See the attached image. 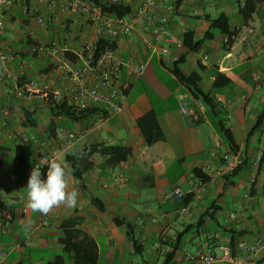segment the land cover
Instances as JSON below:
<instances>
[{"label": "crops", "instance_id": "crops-1", "mask_svg": "<svg viewBox=\"0 0 264 264\" xmlns=\"http://www.w3.org/2000/svg\"><path fill=\"white\" fill-rule=\"evenodd\" d=\"M178 1L180 5L170 15L167 27L175 41L161 42L169 53L146 50L142 44L145 33L137 32L118 40L116 52L124 63L132 60L136 65H145L140 77L129 75L127 65L122 67L118 79L122 91L120 110L114 112L101 104L97 106L98 113L80 121L60 119L55 138L48 132L50 108L46 101L35 93L18 99L14 86L26 82H51L55 88L67 85V81L59 78L57 65L51 63L56 57L43 55L33 60L17 57L12 62L13 79L0 85V108L9 110L8 124L0 133L1 141L14 133L25 140H34L37 146L31 156L33 165L39 161L40 153L51 154L59 145L66 144V151L55 160L69 172L70 188L76 187L79 197L74 208L60 206L47 216L32 212L26 207V188L33 165L25 175H15L16 161L1 154L2 191L6 193V205L14 207V217L0 229V264H49L64 256L61 225L68 221L75 222L84 235L96 242L97 264H164L172 253L170 264H198L184 259V254L207 246L218 257L215 264H231L220 259L222 248L229 245L230 231L241 235L238 243L246 246L243 249L238 245L236 249L234 256L241 259L240 264H264V3L245 22L239 15V7L245 0H171V3L175 6ZM17 2L5 13L7 32L2 42L7 49L12 45L15 51L27 54L26 44L21 46L15 25L10 21L19 9ZM33 4L36 15L48 17L46 27L57 29L55 24L61 20L67 23L62 26L59 39L70 25L74 34L78 29L81 33L83 41L78 43L83 44L91 37L85 18L67 13L60 6L50 11L48 1L35 0ZM221 15L229 19V32L233 35L228 50L225 47L228 37L211 30L205 20ZM26 22L24 16L25 31L27 36L36 38L34 41L46 44L57 41L51 29L44 27L47 33L34 31ZM187 33H191L193 45L202 41L198 52L179 46ZM77 36L72 35V39ZM8 52L13 53L10 49ZM23 62L27 63L24 67ZM174 66L185 77L197 75L200 89L214 100L215 109L204 105L199 110V121L179 112L180 101L193 108L197 100L172 74ZM216 72L225 75L230 85L219 79L221 86L214 88ZM24 111L35 112L40 120L36 130L22 128ZM149 113L156 114L162 134V139L151 146L137 126L138 119ZM99 115L106 120L95 127L94 120ZM260 118L259 129L250 136ZM220 125L232 134L243 168L228 178L202 182L195 171L203 173L205 166L216 168L221 164L220 159L212 157L214 151L230 152ZM71 133H76V138L69 142ZM92 146L125 147L130 149L131 156L125 165L110 167L104 157L96 154L90 159L92 168L77 179L67 157H78ZM260 153L262 160L253 183L251 177ZM200 184L206 190L194 193ZM174 188L183 190L186 198L167 200V192ZM231 214L236 216L235 220L229 218ZM65 259L66 264H73L69 256Z\"/></svg>", "mask_w": 264, "mask_h": 264}, {"label": "built area", "instance_id": "built-area-1", "mask_svg": "<svg viewBox=\"0 0 264 264\" xmlns=\"http://www.w3.org/2000/svg\"><path fill=\"white\" fill-rule=\"evenodd\" d=\"M15 0H0V85H3L13 79L11 64L15 60L12 52L4 49L2 39L7 32V23L5 13L12 6ZM40 3L48 1V9L55 10L58 6L63 11L72 15H77L86 19L87 26H90L91 37L83 43L80 51H73L76 60L71 61L63 54V50L58 47L57 42L49 44L38 43L37 45H29L25 52L30 55H55L57 73L59 78L67 81V85L60 88H55L51 82H26L16 84L14 86V94L18 99H25L27 94L35 93L41 100H46L49 95L52 96L53 102L65 100L70 106L80 110H87L101 104L108 105L109 109L116 112L120 110L119 101L122 97V91L118 84L119 75L124 65H127L129 75L140 77L145 71V65L142 63L136 65L132 60L124 63L118 56L116 50H107L98 58L95 57V45L100 40L118 41L124 37H129L134 33H145V38L142 44L146 50L154 53L163 52L169 53L168 49L161 47L162 41L174 42L172 36L168 34L167 27L169 17L175 12L176 7L171 3V0H36ZM100 4H122L131 8L130 13L124 17L115 18L109 14L102 12ZM24 7V12H26ZM35 24L41 28L46 27L48 17L38 13L34 18ZM68 33L66 38H71ZM81 36V33L78 34ZM32 39H36L33 35ZM75 38V37H74ZM228 38L225 39V43ZM182 46V43L179 44ZM56 54H58L56 56ZM206 59V57H205ZM22 67L27 63H21ZM179 112L187 118L199 121V110L204 107L201 100H197L193 108H187L183 101L178 103ZM9 110L8 108H0V133L8 124ZM106 120L105 116L99 115L94 120V126L101 125ZM76 138V133L69 134V142ZM0 138V145H1ZM218 147V146H217ZM67 149L66 144L58 146V150L51 154L40 153L39 161L33 165L41 167V172L44 167H47L49 162L60 153H64ZM213 158H218L221 164L216 168L209 165L203 168V173L212 180L225 179L232 175L239 167L242 166L243 160L239 154L227 152L220 154L218 150L212 154ZM262 160L260 153L256 159L254 173L251 180L255 183L259 169V163ZM29 178V177H28ZM28 181V179H27ZM4 177L1 173L0 166V205L7 204L6 193L2 191ZM206 189L203 184L195 188L194 193H202ZM186 194L180 188L171 189L166 194L167 200H183ZM8 206V205H7ZM24 212V211H23ZM22 213V212H21ZM235 220L236 216L231 214L229 217ZM2 225L0 224V229ZM245 249V244L239 245ZM184 259L196 261L198 264H215L218 260L217 255L210 246L196 250L194 253H185ZM231 264H240L241 259L233 256L229 245L222 248L221 258Z\"/></svg>", "mask_w": 264, "mask_h": 264}, {"label": "trees", "instance_id": "trees-1", "mask_svg": "<svg viewBox=\"0 0 264 264\" xmlns=\"http://www.w3.org/2000/svg\"><path fill=\"white\" fill-rule=\"evenodd\" d=\"M264 3V0H245L243 6L239 7V15L242 19L247 22L249 21L253 14L256 12L258 5ZM180 2L178 1L175 4L176 9H178ZM102 12L105 14H109L112 17L120 18L128 15L130 13L131 8L129 6H124L122 4H100L99 5ZM26 12H23V15H29L33 12L30 6V0L25 1ZM36 13H33L35 16ZM206 21L210 23L211 30L216 32L225 34L228 37V42L225 43V47L230 48L233 44L232 37L233 35L229 32V19L225 15H221L217 18H205ZM28 22H26L27 24ZM69 32V27H67L64 31V36L60 38L59 46L63 50V54L69 58L71 61H75L77 58L73 51H80L83 47V41L81 36H77L74 40L71 38H66ZM71 34V33H70ZM69 34V35H70ZM191 33H187L184 35V39L182 42V46L191 52H198L202 46V41L195 43L190 41ZM118 41H105L100 40L95 45V57L98 58L101 54L106 52L107 50H116L118 47ZM39 42L34 41L30 36H27V41L25 42V46L29 45H37ZM24 44V42L22 43ZM21 44V46H22ZM20 46V47H21ZM16 54V53H15ZM22 59H37L41 56L38 54L28 55L21 52L17 53ZM30 58H29V57ZM46 61L50 63V58L47 57ZM52 65H56V59L51 61ZM175 65V64H174ZM47 72V70H46ZM172 74L178 79V81L186 86L192 96L196 100H201L204 105L215 109L214 100L211 98L210 94H205L199 87V78L197 75H191L189 77H185L181 74V72L177 69L176 66L172 68ZM214 82L213 87L218 88L221 86V82L219 79H222V83L225 85H230V80L226 78L225 75L221 73H214ZM221 81V80H220ZM23 84V83H21ZM20 85V84H19ZM46 105L50 108V123L48 125V132L50 136L56 137V130L58 129V121L60 119H64L68 122L80 121L84 117L89 114L98 113L99 108L93 107L87 110H80L75 107L70 106L65 100H61L59 102H53L51 94L45 100ZM262 118L259 119L258 123L254 127L250 136H252L258 129L261 124ZM9 121V120H8ZM40 120L35 117V112L24 111V120L21 122L22 128L26 130H36L38 128ZM137 126L144 136V139L147 145L151 146L156 142L162 139V134L158 125L157 117L155 113H149L137 121ZM220 132L225 138L227 146L230 149V152L238 153L239 149L236 145L234 138L229 130L225 129L222 125H220ZM14 136V137H13ZM36 144L34 140L31 138L25 140L21 136L11 135L10 138L6 139L0 145V155L6 156L7 159H14L16 161L15 166V175H25L29 170L30 166L34 163L31 161V156L33 152L36 150ZM100 155L106 159V163L110 167H117L125 165L130 156L131 151L128 148L120 147V146H101L96 147L92 146L90 149L84 151L80 156H71L67 157L68 163L71 166V171L73 176L77 179H81V177L87 173L93 166V162H91V157L94 155ZM70 158V159H69ZM1 166V159H0ZM243 168V164L239 167L232 175H235L237 172L241 171ZM47 167L42 169V179H46ZM195 175L202 181L205 182L209 177L203 174L200 171H195ZM230 175V176H232ZM229 177V176H228ZM226 177V178H228ZM92 202L103 209L99 204L98 200L93 199ZM14 217V207L12 205L7 206L5 204L0 205V224L3 226L8 222H11ZM63 229L62 237L60 242L63 246L64 256H58L55 258L53 262L49 264H66L65 256H69L72 260L73 264H97L98 261V246L96 242L89 237L88 235H84L76 226V223L73 221L64 222L61 225ZM241 235L237 234L234 231H230V242L229 247L232 250L233 256L236 253V249L238 248V241ZM135 245V243H134ZM177 250V249H176ZM174 256V253L170 255V257L165 261L164 264H170L171 260Z\"/></svg>", "mask_w": 264, "mask_h": 264}, {"label": "clouds", "instance_id": "clouds-1", "mask_svg": "<svg viewBox=\"0 0 264 264\" xmlns=\"http://www.w3.org/2000/svg\"><path fill=\"white\" fill-rule=\"evenodd\" d=\"M41 167L35 166L27 181L26 207L32 212L49 215L60 206L74 208L79 197L76 187L70 188L69 172L55 159L47 165L46 179H42Z\"/></svg>", "mask_w": 264, "mask_h": 264}, {"label": "rangeland", "instance_id": "rangeland-1", "mask_svg": "<svg viewBox=\"0 0 264 264\" xmlns=\"http://www.w3.org/2000/svg\"><path fill=\"white\" fill-rule=\"evenodd\" d=\"M25 1L26 0H18V5H19V9H18V11L16 12V16L15 17H13V19H11L10 21H11V23H13L14 25H15V29L17 30V35L19 36V39H20V41H21V43H25L26 41H27V38H26V36L28 35V33L25 31L26 29V25H24L23 24V18H24V15H23V12H24V7H25ZM35 0H30V6H31V8H32V10H33V12L31 13V14H29V15H27V16H25L26 17V19L28 20V23H27V25L28 26H32V29L34 30V31H37V29H38V32L40 31V30H42V32L43 33H47V30H45V28H41V27H39L38 25H36L35 24V22H34V16H33V13H34V4H33V2H34ZM10 16H12V14H10ZM62 19V17H60V20ZM62 21V20H61ZM59 22L58 24H55V26H56V28L57 29H54V28H52L51 29V26L49 27V26H47L46 27V29L47 28H49V29H51L53 32H52V34H54L53 35V38H54V41L55 40H57L56 42H57V45H58V47L60 48V46H59V41H60V39H59V36L61 35L60 33H61V30H62V26L63 25H65V24H67L66 22ZM69 26V25H68ZM71 26V25H70ZM69 26V28L70 29H72L73 27H70ZM48 29V30H49ZM65 29V28H64ZM69 32L71 33V35H78L79 34V29L77 30V32H76V34H74L73 32H74V28L72 29V30H69ZM58 35V36H57ZM57 36V37H56ZM43 45L44 44H46L45 42H43L42 43ZM22 45H24V44H22ZM9 48L7 49V48H5L4 47V49L6 50V51H8L9 49L10 50H12L13 51V54H14V56L17 58H20V59H22L20 56H18V52L17 51H15V48L16 47H12V45H10V46H8ZM16 53V54H15ZM58 54H56V56H57ZM43 56V55H42ZM55 56V55H54ZM43 63V62H42ZM14 135H17V136H21L20 134H18V133H14Z\"/></svg>", "mask_w": 264, "mask_h": 264}]
</instances>
